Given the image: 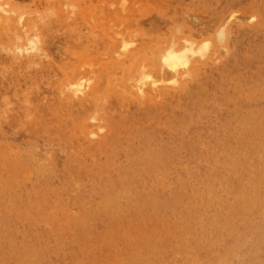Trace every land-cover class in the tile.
Wrapping results in <instances>:
<instances>
[{
    "label": "bare ground",
    "instance_id": "6f19581e",
    "mask_svg": "<svg viewBox=\"0 0 264 264\" xmlns=\"http://www.w3.org/2000/svg\"><path fill=\"white\" fill-rule=\"evenodd\" d=\"M106 1L86 12L94 76L11 51L0 68V264H264V0H195L175 40L161 10L133 23L144 0ZM59 14L41 31L69 48Z\"/></svg>",
    "mask_w": 264,
    "mask_h": 264
},
{
    "label": "rangeland",
    "instance_id": "374dc122",
    "mask_svg": "<svg viewBox=\"0 0 264 264\" xmlns=\"http://www.w3.org/2000/svg\"><path fill=\"white\" fill-rule=\"evenodd\" d=\"M2 1H3V3L4 2L5 3L6 2L9 3V4H3V3L2 4L4 6L5 5L6 6L9 5L10 8L14 10V11H12V13L13 12L16 13L15 10H17L18 8H19L20 12H23L24 15H25V13L27 14V12H32L31 10H33V13H30V14L24 16L26 19H28V21H29V24L28 25L29 26L26 24L27 27H28V29H25L26 27L23 28L24 31L27 30V32L29 31V29H31V31H29V33L30 32H33V34L30 33L31 35L29 34V37L26 38V37H24L22 31H21V36H20L19 33H11V31H8V30L4 29L0 25V68H2V66L4 65V63H6V60L7 61L8 60H11L10 59L11 54H19L21 56H26L25 61H26L27 64H30L31 63L30 64V67H38L39 68L40 67V64H41L40 62H37L39 60L46 61L48 63L51 62V61H54L55 62V60L58 63L63 62L64 65L61 64L58 67L63 72L62 77L63 78H66V77H68L70 75V73L76 74V75H80V74L82 75V73L89 66L88 64H86V61L89 60V59H91V58H94L95 57L94 55L100 56L101 50H94L92 53H91V51L87 50L89 39L92 38V36H93V32H94V29L93 28L94 27L92 26V24L94 23V20H95L94 19L92 22H91V20L89 21V19H91L90 18L91 16L89 17L90 14H88V13H91V8H90L91 5H94L96 2L97 3L100 2V4L105 5V2H107L106 0H104V2L101 1V0H67V1L66 0H2ZM74 1H76V2H74ZM111 1H113V0H111ZM126 1L128 3H130L128 0H126ZM126 1L124 2V0H121V1L118 0V2H122V6H124L126 4ZM144 1L143 2L140 1V4L138 3V1L135 2L137 5L139 4V6H137V5L134 6V7H138L137 10L136 9L133 10L134 8L132 9L133 5H131L132 7H129L130 5L128 6L129 8L132 9V12L136 13L134 15H137L138 16V21L137 22H133V23L135 25H137L138 22H139V20L146 19L150 15L151 16L152 15H155L156 13H158L161 10V13L159 12L158 15L163 20H165L167 17H170V19H167V22H169V23H168V26H166V27H169V28L167 29L168 30V33H167V36H166L167 39H165V40H169L170 39V36H172L173 38L172 37L171 38L173 40H175L174 39V36L176 34H178L181 31V29H182L181 28L182 25H180V22L179 21H181V18L183 16L187 17L188 19L191 18L190 16H193L194 17V15H192V12H191V10H193V8H191V7H193L195 5V0H159V2H158V0H146L145 1V4L146 5L143 4ZM231 1L233 2V6H237V3H240L242 0H227V3H230ZM146 2H148V3H146ZM66 3H67V5H66ZM73 3L74 4L76 3V5L78 4V6L75 5L76 7H74ZM113 3H111L112 5H110L111 9L113 10L112 12L119 11V14H120L123 11L124 13H126L123 10V9H125L124 7L121 6L123 9H122V11H120L118 8H116V3H114V4ZM158 3H161V4H159V6H158ZM79 4H81V6ZM184 4H185V6H184ZM102 5H100V7ZM143 5H144V7H142ZM96 6H99V3ZM105 6L108 7L107 4ZM174 6H175V9L173 8ZM188 6H190V8H188ZM16 7H18V8L15 9ZM77 7L80 8V9H78ZM118 7H119V5H118ZM121 7H119V8H121ZM128 7L126 6V9L127 10L129 9ZM167 7H169L170 9L167 8ZM147 8H148V10H147ZM151 8H152V10H151ZM131 9H130V11H131ZM154 9H156L158 12L156 10H154ZM49 10H50V12H49ZM24 11H25V13H24ZM87 11H88V13H86ZM130 11H129V13H130ZM152 11L154 12L153 14H152ZM41 12H42V16H40V17H42V19L38 20L39 18H37V16L38 15H41ZM60 12L62 14H65L67 16L66 22H67V25H68V29H66V40L69 42V48L68 47L67 48H63L64 45L57 42V40H56L57 39V35L55 33L50 32L48 38L46 39V38L43 37L42 31H41V27H42L43 24H46L48 26V28H52V25H59L60 24L59 23V16H60L59 13ZM141 12H143V13H141ZM144 12H145V14H144ZM183 12H185V13H183ZM189 12L191 14H189ZM230 12L226 13V15L224 17H227ZM234 12L235 13H233V18L235 19L236 22L233 21V19L231 18L232 21H233L232 23L246 22V21L248 23V22H252L253 21V20L251 21L249 19H246L245 13L243 14L242 10H236ZM18 13L19 12L17 11V14ZM53 13H54V15H53ZM173 14L174 15L176 14V15L174 16ZM121 15L123 16L124 14L121 13ZM140 15H142V16H140ZM99 16H101V15H99ZM142 17H145V18H142ZM100 18H98V19H100ZM104 19H106V18H103L102 17L100 19L101 20L100 23L98 21H96V23L94 24V26H96L95 27L96 29H104V27H105L104 25H106V23L107 24L109 23V21L107 19H106L107 20L106 23L105 22L104 23H101ZM106 20H104V21H106ZM126 20H128V19H126ZM38 21H40V22L38 23ZM97 22L99 23V25H98ZM175 23H177V24H175ZM36 24H38L39 26L36 25ZM172 25H174V26H172ZM33 26H34L35 29L32 31V29H33L32 27ZM99 26H101L102 28L99 27ZM115 28L118 31V33L121 32V34L124 36V38H126V39L134 38V37H131L133 35V32H129V34L131 35L130 36L128 33H123L122 32L124 29H122V31H121V30L117 29L118 28L117 26H115ZM173 29H175V30H173ZM172 31H175V33H172ZM27 32L25 31V33H26L25 35L26 36H28L27 35L28 34ZM118 33L116 32V34H114V35L116 36ZM121 34H119L120 37H123ZM180 35H182V33H180ZM18 37H19V40H18ZM25 38H26V40H25ZM135 38L137 39L136 36H135ZM179 38L181 39V41H183L182 38L177 35L176 36V40L179 41L178 40ZM34 39H37V41H36V47H35L34 50H31L30 51L31 52L30 54H20L18 52L19 51L18 50L19 47H24V48L29 47L30 46V41L31 40H34ZM158 39H159V37H158ZM158 39L157 38H155L154 40L152 39V41H153L152 44L155 45L156 41L158 43ZM172 39H171V42H172ZM19 41H20V43H19ZM135 43H136V40H135ZM135 45H133V46H135ZM238 45H239V47L242 46L241 43H238ZM5 47H6L7 50L4 49ZM222 49L220 48V50L218 51V53H219L218 55L219 56H220V54L222 55L221 56V59L224 57V55L226 56V54H227V52L225 50L223 51ZM53 50H56V52L58 53L57 54L58 55L57 57H53L51 55V51H53ZM6 51L8 53H9V51H11V54L10 53L8 54ZM79 51H81V52H79ZM46 55L48 56L47 58H46ZM30 56H33V57H30ZM82 57H83V59H82ZM85 58H86V61L84 63L83 60H85ZM216 60H218V59H216ZM33 62H36V63H33ZM37 63L39 64L38 66L37 65H34V64H37ZM143 64L145 65V63H143ZM148 66L149 65H147V68H148ZM89 67H88V69H89ZM140 69L141 70H136V71H138L137 72V75L140 74V71L143 72V68L141 67ZM91 70L92 69H89V71L92 74V76H94V73H92ZM80 71H82V72H80ZM133 73L135 75V72H133ZM59 74L60 73H56L55 76L56 77H59ZM91 74L90 75H87V76H91ZM130 74H128V76H131ZM98 75H99V73H98ZM98 75L96 74L95 76H98ZM178 79H179V77H178ZM128 81L130 82V79ZM96 122L98 123L99 121L96 120ZM0 139H1V135H0ZM170 256H172V254H170ZM226 257L227 258L229 257V258L227 259ZM231 257L232 256H224V257L218 258V260H219L218 264H223L222 261H228L227 264L234 263V258L233 257L231 258Z\"/></svg>",
    "mask_w": 264,
    "mask_h": 264
}]
</instances>
